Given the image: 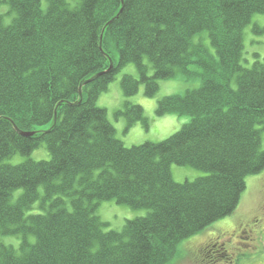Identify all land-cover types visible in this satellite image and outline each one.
<instances>
[{
	"label": "trees",
	"instance_id": "trees-1",
	"mask_svg": "<svg viewBox=\"0 0 264 264\" xmlns=\"http://www.w3.org/2000/svg\"><path fill=\"white\" fill-rule=\"evenodd\" d=\"M3 6L0 238L18 243L0 242V264H169L183 241L234 214L246 178L264 170V57L249 69L240 62L243 29L264 15V0ZM127 65L136 75L121 78L114 113L126 129L148 122L129 100L140 86L154 98L160 81L200 82L156 103V117L189 118L178 132L130 148L116 137L98 99ZM42 146L46 161L7 163ZM173 165L204 175L179 184ZM102 202L147 214L106 230Z\"/></svg>",
	"mask_w": 264,
	"mask_h": 264
},
{
	"label": "rangeland",
	"instance_id": "rangeland-1",
	"mask_svg": "<svg viewBox=\"0 0 264 264\" xmlns=\"http://www.w3.org/2000/svg\"><path fill=\"white\" fill-rule=\"evenodd\" d=\"M44 1L42 8L45 9ZM7 8L1 7L0 12ZM206 33H203V37ZM243 51L241 66L249 69L253 63L262 62L264 57V15H253L250 23L243 29ZM147 65L148 62L145 60ZM110 69H108L109 71ZM152 71L149 72L151 76ZM124 75L134 76L136 71L133 65L125 66L108 85L107 91L98 99L100 107L108 112L110 122L115 128L116 137L120 139L126 148L142 145L144 143H158L178 132L188 121V117L163 116L156 117L157 101L163 97L182 94L186 90H192L199 86L198 80L185 82L181 78L159 82V90L154 98L143 96V87L140 86L135 96L130 98V103L143 109L148 119L147 125L135 124L126 129L125 120L114 117L115 111L123 108L124 99L119 87ZM137 77V76H136ZM230 87L235 89V82H230ZM81 94V90H80ZM264 139V135L262 137ZM264 149V141L262 143ZM46 161L49 155L42 146L27 157L14 156L7 160L9 164H18L24 160ZM172 179L176 183L192 182L203 176L200 171L189 167L171 166ZM20 194L18 191L14 199ZM37 204L34 209L26 214L37 212ZM96 214L100 220L109 224L106 230L120 231L125 221L147 214L146 210H131L125 206H118L113 202L99 204ZM8 241H12L8 242ZM0 242L17 246L18 239H1ZM208 253V254H206ZM203 254V255H201ZM264 264V170L255 176L245 180V191L232 216L219 220L211 227L198 235L183 241L177 249V256L169 264Z\"/></svg>",
	"mask_w": 264,
	"mask_h": 264
},
{
	"label": "water",
	"instance_id": "water-1",
	"mask_svg": "<svg viewBox=\"0 0 264 264\" xmlns=\"http://www.w3.org/2000/svg\"><path fill=\"white\" fill-rule=\"evenodd\" d=\"M90 82V81H89ZM79 94H80V89H79ZM23 136H30L31 134H22Z\"/></svg>",
	"mask_w": 264,
	"mask_h": 264
},
{
	"label": "flooded vegetation",
	"instance_id": "flooded-vegetation-1",
	"mask_svg": "<svg viewBox=\"0 0 264 264\" xmlns=\"http://www.w3.org/2000/svg\"><path fill=\"white\" fill-rule=\"evenodd\" d=\"M206 254H208V253H206ZM201 255H203V254H201Z\"/></svg>",
	"mask_w": 264,
	"mask_h": 264
}]
</instances>
